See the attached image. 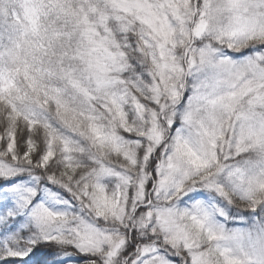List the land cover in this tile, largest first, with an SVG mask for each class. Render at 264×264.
<instances>
[{
    "label": "snow or ice",
    "instance_id": "snow-or-ice-1",
    "mask_svg": "<svg viewBox=\"0 0 264 264\" xmlns=\"http://www.w3.org/2000/svg\"><path fill=\"white\" fill-rule=\"evenodd\" d=\"M0 264H264V0H0Z\"/></svg>",
    "mask_w": 264,
    "mask_h": 264
},
{
    "label": "rangeland",
    "instance_id": "rangeland-1",
    "mask_svg": "<svg viewBox=\"0 0 264 264\" xmlns=\"http://www.w3.org/2000/svg\"><path fill=\"white\" fill-rule=\"evenodd\" d=\"M234 226H237V225H229V227H234Z\"/></svg>",
    "mask_w": 264,
    "mask_h": 264
}]
</instances>
